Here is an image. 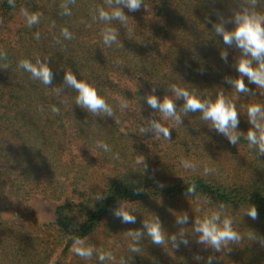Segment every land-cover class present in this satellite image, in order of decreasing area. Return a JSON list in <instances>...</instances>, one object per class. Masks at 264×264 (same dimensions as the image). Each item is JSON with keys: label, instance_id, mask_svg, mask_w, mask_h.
Listing matches in <instances>:
<instances>
[{"label": "trees", "instance_id": "trees-1", "mask_svg": "<svg viewBox=\"0 0 264 264\" xmlns=\"http://www.w3.org/2000/svg\"><path fill=\"white\" fill-rule=\"evenodd\" d=\"M64 2L15 0L13 7L0 0V50L9 63L8 70L0 69V264H101L96 253L90 260L75 255L73 236L111 251L115 260L103 264H120L122 257L127 264H207L210 255L216 257L213 264H264V247L248 238L264 236V156L249 148L244 135L232 145L200 112L184 114V100L170 89L175 84L212 100L223 93L240 113L238 131L247 133L246 106L264 105V89L245 78L254 95L240 94L224 82L225 76L239 77L232 65L240 52L224 45L208 22H218L217 11L230 16L241 0H145L147 9L124 8L127 26L107 25L117 29L123 47L104 45L106 24L93 19L97 7L111 11L105 0H75L71 15L62 14ZM22 10L39 13V23L29 27ZM257 11L264 12V0H258ZM64 28L72 39L61 35ZM221 51H227V63ZM37 57L48 60L54 73L48 87L18 68L21 59ZM68 70L96 87L113 107V118L75 104L78 93L64 86ZM148 95L173 99L183 123L165 120L147 104ZM123 99L128 108L122 111ZM152 119L170 128V141L141 134ZM97 141L111 151L98 148ZM182 160L196 167L185 169ZM205 166L214 171L206 175ZM193 183L197 195H185ZM35 197L58 203L53 222L39 221ZM121 203L135 215L134 224L114 215ZM221 203L243 240L215 252L197 244L192 229ZM249 204L257 207V220L244 215ZM183 213L189 223L176 224ZM153 216L168 236L185 229L189 245L171 250L152 244L143 224ZM129 230L144 232L139 253L129 250ZM197 255L203 259L195 260Z\"/></svg>", "mask_w": 264, "mask_h": 264}, {"label": "clouds", "instance_id": "clouds-1", "mask_svg": "<svg viewBox=\"0 0 264 264\" xmlns=\"http://www.w3.org/2000/svg\"><path fill=\"white\" fill-rule=\"evenodd\" d=\"M9 3L13 7L15 6V0H9ZM74 3L75 0H65L61 4V8L63 9L62 14L71 15L69 5ZM105 3L111 11H106L104 7H97L93 9V19H99L106 24L101 31L104 45L111 47L113 44H117L123 47L122 43L118 40L119 33L117 29L107 25H110L112 21H119L122 26H127L129 16L125 14L124 8H127L130 12H136L142 6L147 9L145 0H105ZM257 6L258 0H241L239 7L232 10L230 16L225 17L217 11L216 16L218 22L213 23L211 19L208 20L213 25L215 35L223 37V44L228 47H235L240 52L239 57L232 65L238 72L239 77H224V82L230 84L240 94L254 95L245 83V78H247L249 83L254 84L256 88L264 89V12L257 11ZM22 15L25 17L29 27L39 23V13L30 14L27 10H22ZM229 24L234 25L232 30L227 28ZM61 35L68 40L73 38L72 33L67 28L61 30ZM39 38V33H37L36 39ZM56 43H60V41L57 40ZM220 55L224 62L227 63V51H221ZM119 63V61H116L117 65ZM18 68L29 73L33 80L40 81L46 87L53 82L54 73L49 67L48 60H42L37 57L33 62L30 59L24 58L18 62ZM0 69H9L7 54L2 50H0ZM64 86L74 89L78 93L75 98V104L79 107L86 109L89 113L96 116L103 114L104 116L113 118L115 114L113 107L105 98L99 95L93 84L78 79L71 70H68L64 76ZM170 89L176 98L184 100L182 109L184 114L188 112H200L202 114L201 119L207 123L210 122L211 129L226 137L232 145H237L241 135H244L249 148L256 150L260 156H264V105L249 104L246 106L247 119L251 127L246 134H243L238 131L240 113L237 110V106L223 93L217 94L215 99L212 100L202 99L194 92L178 87L175 84L170 85ZM152 91L155 92V88ZM56 92L59 95L62 89L57 88ZM61 102L66 103L65 101ZM146 102L152 109L158 110L165 120H172L177 125L183 123L181 115L177 112L174 100L168 96H165L161 101L156 95H148ZM119 106L122 111L126 110L128 108V101L126 99L121 100ZM51 111L53 114H60V108L55 105L51 106ZM140 132L141 134L152 132L156 137H163L169 141L171 138L170 128L155 119L148 121L147 127H141ZM96 146L102 148L105 152L111 151L108 144L103 141H97ZM182 166L185 169H194L196 167L189 160H182ZM213 171L214 169L207 166L204 168L206 175L211 174ZM160 187L163 188L164 185L160 184ZM143 191L144 189L142 187L135 190L137 195ZM185 195H197L195 183L188 186ZM197 198L199 199V197ZM97 199H103V196L97 195ZM224 208L225 206L221 203L218 211L210 210L202 219L195 220L192 229L193 233L197 234L195 242L205 246V249L211 248L215 252H221L229 245L240 243L243 240L242 235L233 227V219L223 214ZM114 215L116 217H122V223L134 224L136 222L135 215L131 214L126 203H121L114 210ZM244 215H247L252 220L259 218L255 205L249 204L244 211ZM188 223L189 217L187 213L176 216V224L186 225ZM143 228L146 229L147 236L154 245L163 247L167 244V247L169 245L171 246V250H179L181 245L185 247L189 245V239L187 238L185 229L181 228L178 233L168 236L158 216H153L150 220H145ZM126 236L130 237L133 241L129 244V250L132 253H139L141 251L139 242L144 236V232L141 230H129ZM248 238L251 241L259 243L261 247H264V236L253 233ZM72 240V251L84 260H90L94 253L97 254L101 264L105 261L115 260V256L111 251L87 246L85 239L80 236H73ZM194 259L200 261L203 258L197 255ZM215 260L216 257L210 255L207 257V264H213ZM120 264H127V261L122 257Z\"/></svg>", "mask_w": 264, "mask_h": 264}, {"label": "rangeland", "instance_id": "rangeland-1", "mask_svg": "<svg viewBox=\"0 0 264 264\" xmlns=\"http://www.w3.org/2000/svg\"><path fill=\"white\" fill-rule=\"evenodd\" d=\"M32 205L37 211L39 221L41 223L53 222L56 218V207L58 203L45 201L40 197H35Z\"/></svg>", "mask_w": 264, "mask_h": 264}]
</instances>
